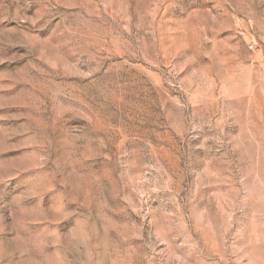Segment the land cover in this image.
<instances>
[{
    "label": "rangeland",
    "instance_id": "374dc122",
    "mask_svg": "<svg viewBox=\"0 0 264 264\" xmlns=\"http://www.w3.org/2000/svg\"><path fill=\"white\" fill-rule=\"evenodd\" d=\"M0 264H264V0H0Z\"/></svg>",
    "mask_w": 264,
    "mask_h": 264
},
{
    "label": "built area",
    "instance_id": "2783aa9c",
    "mask_svg": "<svg viewBox=\"0 0 264 264\" xmlns=\"http://www.w3.org/2000/svg\"><path fill=\"white\" fill-rule=\"evenodd\" d=\"M248 48H249V49H253V46H252V45H249Z\"/></svg>",
    "mask_w": 264,
    "mask_h": 264
}]
</instances>
